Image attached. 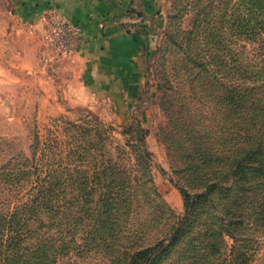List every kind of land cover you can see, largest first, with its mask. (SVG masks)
<instances>
[{"label": "rangeland", "instance_id": "obj_1", "mask_svg": "<svg viewBox=\"0 0 264 264\" xmlns=\"http://www.w3.org/2000/svg\"><path fill=\"white\" fill-rule=\"evenodd\" d=\"M242 16L240 0H159L149 29L144 86L133 98L91 91L68 71V57L54 66L45 64L41 41L11 33L7 19L0 17V152L29 154V145L39 141L37 156L67 164L75 156L70 148L82 140L75 125L89 121L107 128L105 139L98 140L105 152L97 153L96 160L111 157L126 168L122 171L129 175L134 195L129 222L137 242L156 239L182 217L179 184L196 192L216 182L220 191L191 219L196 215L197 221L214 222L216 206L238 212L239 190L226 196L229 162L263 133L264 125L259 117L245 114L239 78L227 74L230 58H239L242 51L255 56L264 47L263 39L243 37ZM259 94L264 96V85ZM199 231L180 238L172 251L160 252L155 264L241 260V241L227 234L204 235L205 227ZM247 234L259 238L249 263L256 264L264 253V233ZM71 255L61 264L76 258L79 264L108 260L94 251Z\"/></svg>", "mask_w": 264, "mask_h": 264}, {"label": "trees", "instance_id": "obj_2", "mask_svg": "<svg viewBox=\"0 0 264 264\" xmlns=\"http://www.w3.org/2000/svg\"><path fill=\"white\" fill-rule=\"evenodd\" d=\"M240 2L241 34L246 40H264V0ZM229 60L227 74L239 78L245 114L259 117L264 124V96L259 94L264 85V47L255 56L242 51L239 58ZM75 126L82 140L70 148L75 156L67 164L37 156L39 141L29 145V154L0 152V264H61L71 252L82 257L93 251L107 256L105 264H155L160 252L170 250L193 230L200 234L201 227H205L204 235L227 234L241 241L243 251L236 264L250 263L259 238L247 233H264V125L263 133L229 162L226 196L239 190L242 205L238 212L216 206L211 211L214 222L197 221L196 215L191 219L196 209L211 204L220 191L216 182L196 192L179 184L182 217L145 243L134 241L137 231L129 222L134 195L130 177L122 171L126 168L111 157L106 162L96 160L97 153L105 152L98 140L105 139L108 129L89 121ZM141 152L149 154L145 148ZM87 159L92 161L90 166L82 163ZM153 193L160 195L157 189ZM69 264L79 263L76 258Z\"/></svg>", "mask_w": 264, "mask_h": 264}, {"label": "crops", "instance_id": "obj_3", "mask_svg": "<svg viewBox=\"0 0 264 264\" xmlns=\"http://www.w3.org/2000/svg\"><path fill=\"white\" fill-rule=\"evenodd\" d=\"M158 1L0 0V17L7 19L11 33L32 41L39 39L44 15L55 9L82 29L80 45L65 60L68 71L93 92L133 98L144 86L149 29ZM255 263L264 264V253Z\"/></svg>", "mask_w": 264, "mask_h": 264}, {"label": "built area", "instance_id": "obj_4", "mask_svg": "<svg viewBox=\"0 0 264 264\" xmlns=\"http://www.w3.org/2000/svg\"><path fill=\"white\" fill-rule=\"evenodd\" d=\"M39 40L44 46L43 61L54 66L63 58L73 55L82 41V29L79 24L50 9L43 17Z\"/></svg>", "mask_w": 264, "mask_h": 264}]
</instances>
